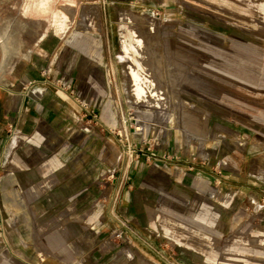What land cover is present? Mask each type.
Wrapping results in <instances>:
<instances>
[{
	"label": "rangeland",
	"instance_id": "rangeland-1",
	"mask_svg": "<svg viewBox=\"0 0 264 264\" xmlns=\"http://www.w3.org/2000/svg\"><path fill=\"white\" fill-rule=\"evenodd\" d=\"M23 16L44 23L17 74L46 81L52 126L0 164V264H264V0H34ZM122 34L144 40L160 107L137 97Z\"/></svg>",
	"mask_w": 264,
	"mask_h": 264
},
{
	"label": "bare ground",
	"instance_id": "bare-ground-1",
	"mask_svg": "<svg viewBox=\"0 0 264 264\" xmlns=\"http://www.w3.org/2000/svg\"><path fill=\"white\" fill-rule=\"evenodd\" d=\"M35 1L40 7H44L47 2V0ZM22 2L23 0H0V9L4 8L6 10L4 14H0V73L7 71L14 59L25 55L29 43L37 40L42 35L43 20L39 17L27 18L23 16V12L34 0H24L23 4ZM15 4H17L18 10L13 11L12 6H15ZM20 6L23 7L22 12L19 10ZM122 21L130 23L131 19L129 16L125 18L122 16ZM62 28H64L63 23ZM146 29L148 34L154 33V26L151 23L147 25ZM120 42L126 55L133 59V65L130 64V77L137 97L144 100L146 105L160 107L164 102V96L160 94V90L157 89L158 87L156 88V81L139 59L140 54H142L139 49L142 45H146L144 40L141 39L139 34L128 37L122 34ZM148 91L152 98L148 96ZM206 206L204 205L203 208Z\"/></svg>",
	"mask_w": 264,
	"mask_h": 264
},
{
	"label": "crops",
	"instance_id": "crops-1",
	"mask_svg": "<svg viewBox=\"0 0 264 264\" xmlns=\"http://www.w3.org/2000/svg\"><path fill=\"white\" fill-rule=\"evenodd\" d=\"M25 55L14 59L10 65L11 68L8 67L7 71L0 73V164L7 155L11 141L14 145L19 139L40 144L46 141L45 130L52 126V120L46 116L45 112L51 109L50 103L46 99L42 101L41 97L36 96V93L40 92L36 86L44 84L46 81L42 79L27 81L21 74H17L27 72L23 68L21 69V65H18L26 62L27 56ZM43 62L51 65L49 57ZM40 151L41 154L46 152L45 148ZM49 152L51 151L47 150V153ZM32 168L34 166L26 167L28 171ZM32 171L30 170L29 173ZM14 186L13 182V188ZM3 187L2 184L1 188L3 189ZM3 204V201H0V206Z\"/></svg>",
	"mask_w": 264,
	"mask_h": 264
}]
</instances>
